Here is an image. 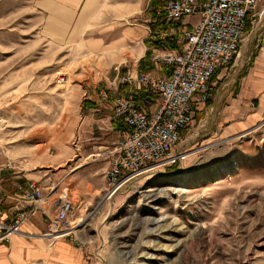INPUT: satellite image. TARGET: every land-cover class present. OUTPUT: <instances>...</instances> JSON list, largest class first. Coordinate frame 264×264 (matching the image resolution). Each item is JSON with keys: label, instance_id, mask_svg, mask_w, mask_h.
<instances>
[{"label": "rangeland", "instance_id": "374dc122", "mask_svg": "<svg viewBox=\"0 0 264 264\" xmlns=\"http://www.w3.org/2000/svg\"><path fill=\"white\" fill-rule=\"evenodd\" d=\"M37 15L23 0H0V157L50 172L105 166L93 202L70 196L79 208L72 235L47 236L117 264H264V118L241 136L186 148L192 125L182 164L150 170L106 201L109 163L97 155L118 138L89 114L97 100L113 103L122 76L83 44L47 41ZM94 223L103 245L78 233Z\"/></svg>", "mask_w": 264, "mask_h": 264}, {"label": "crops", "instance_id": "0c3cea01", "mask_svg": "<svg viewBox=\"0 0 264 264\" xmlns=\"http://www.w3.org/2000/svg\"><path fill=\"white\" fill-rule=\"evenodd\" d=\"M38 11L41 31L47 41L59 46L83 44L97 56L109 59L117 78L128 73L136 76L149 72L168 77L170 70L160 73L151 61L157 51L182 52L183 36L200 22L188 17L178 23H168V33H157L161 46H149L153 18L149 14L152 0H23ZM132 21V22H131ZM250 30V31H249ZM176 42L177 48L165 43ZM181 39V40H180ZM150 53V59L147 58ZM145 63L141 65V62ZM157 74V75H156ZM121 81V80H120ZM112 97L132 99L136 106L152 114L161 102L158 92L138 89L132 83H121ZM215 88L209 102L201 103L196 97L193 105L194 133L185 138L184 147L227 141L247 133L264 118V28L248 27L242 46V56L232 65L219 70L214 78ZM93 101L89 117L109 123L117 140L128 128L116 119L112 101ZM200 117V118H198ZM198 118V120H197ZM122 126L119 131L117 126ZM16 164V165H15ZM105 166L88 162L71 170L49 171L44 165L17 164L0 157V220L12 224L20 213L19 198L36 183L46 198L44 209L36 210L23 223L20 233L10 242L0 243V264H117L97 258L91 249L81 252L68 240L54 241L48 237L50 222L55 218L54 199L62 190H68L76 202H93L103 192ZM61 176V177H59ZM96 176L100 177L97 185ZM77 198V200H76ZM104 206V205H103ZM102 206V208H103ZM97 223V222H96ZM97 224L79 231L88 245H103V231ZM99 236V237H98ZM104 245H107L106 243ZM110 258V257H109ZM106 261H109L107 263Z\"/></svg>", "mask_w": 264, "mask_h": 264}, {"label": "built area", "instance_id": "2783aa9c", "mask_svg": "<svg viewBox=\"0 0 264 264\" xmlns=\"http://www.w3.org/2000/svg\"><path fill=\"white\" fill-rule=\"evenodd\" d=\"M156 15L170 24L188 17H199L200 22L183 33L182 52L157 51L152 56L156 69L170 70L168 77L140 73L121 78V83L158 92L161 102L152 114H147L132 99H113L115 117L128 130L113 146L105 147L97 155L109 163L105 172L106 201L150 170L171 168L187 159L179 146L184 133L193 125L194 101L198 97L201 103L209 102L217 72L241 58L248 27L264 28V0H168ZM45 201L41 187L31 183L19 198L21 209L15 221L10 225L0 221V242L20 233L23 223L36 210L46 213ZM53 207L56 215L47 235L56 239L70 237L76 228L79 208L68 190L59 193Z\"/></svg>", "mask_w": 264, "mask_h": 264}, {"label": "trees", "instance_id": "16d2710c", "mask_svg": "<svg viewBox=\"0 0 264 264\" xmlns=\"http://www.w3.org/2000/svg\"><path fill=\"white\" fill-rule=\"evenodd\" d=\"M168 1V0H152L151 1V4H150V8H149V14L152 16L153 18V23H152V36L150 39H148L146 41V43L151 47V46H161L164 42L163 40L157 36V33L159 32H162L163 34H167L168 33V27H167V24L165 23V21H163L161 18H158L157 15H156V11L158 9H160L164 3ZM165 43L166 44H170L171 47H175L177 48L176 46V42L175 40L174 41H171L170 39L166 38L165 39ZM151 55L150 53H148V56L147 58L150 59ZM145 62L142 61L141 62V65H143ZM140 108V107H139ZM117 126V124L115 125ZM118 130L121 131L122 130V126H117ZM187 134V131L184 133V136Z\"/></svg>", "mask_w": 264, "mask_h": 264}, {"label": "bare ground", "instance_id": "6f19581e", "mask_svg": "<svg viewBox=\"0 0 264 264\" xmlns=\"http://www.w3.org/2000/svg\"><path fill=\"white\" fill-rule=\"evenodd\" d=\"M90 66V65H89ZM103 66H104V64H103ZM109 200H112V199H109ZM108 201V200H107Z\"/></svg>", "mask_w": 264, "mask_h": 264}]
</instances>
